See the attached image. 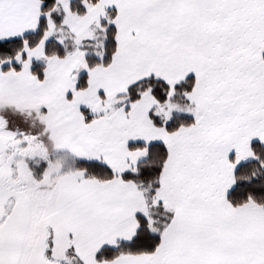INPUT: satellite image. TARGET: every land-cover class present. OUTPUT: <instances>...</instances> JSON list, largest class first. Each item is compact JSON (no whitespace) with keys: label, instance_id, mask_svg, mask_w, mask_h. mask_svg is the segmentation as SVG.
I'll list each match as a JSON object with an SVG mask.
<instances>
[{"label":"snow or ice","instance_id":"6c2138e0","mask_svg":"<svg viewBox=\"0 0 264 264\" xmlns=\"http://www.w3.org/2000/svg\"><path fill=\"white\" fill-rule=\"evenodd\" d=\"M0 264H264V0H0Z\"/></svg>","mask_w":264,"mask_h":264}]
</instances>
